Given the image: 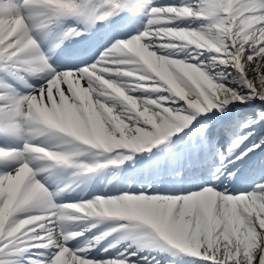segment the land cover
I'll return each mask as SVG.
<instances>
[{
  "label": "snow or ice",
  "instance_id": "6c2138e0",
  "mask_svg": "<svg viewBox=\"0 0 264 264\" xmlns=\"http://www.w3.org/2000/svg\"><path fill=\"white\" fill-rule=\"evenodd\" d=\"M21 4L30 9L29 15L21 12ZM21 4L0 0V62L18 70L13 78L24 71L47 73V79L39 89L24 95L11 91L10 84L0 85L8 89L0 92V131L5 134L19 136L25 125H31L34 132L56 130L104 153L131 150V154L109 158L113 164L157 148L168 155L152 162L156 175L167 170L179 184L184 179L185 163L201 147H208L202 132V144L192 140L198 132V116L223 113L237 102L264 101V0H195L194 4L150 7L143 32L115 44L97 64L75 72H59L48 63L32 35L36 21L43 18L55 23L62 16L79 14L91 24L104 21L121 5L109 0L108 10L97 14L76 0H21ZM193 17L209 21L206 30L170 26L175 20ZM69 32L79 34L76 29ZM169 38L200 50L197 60L205 50L211 51L212 63L231 67L235 74H218L220 81H228L218 82L201 67L158 55L160 49L179 46ZM110 72L133 78L134 83L125 85L105 78ZM148 80L159 84L150 90L158 95L134 98L131 92ZM106 98L119 104H109ZM260 121H264V112L253 123ZM239 127L243 131L236 135L227 155H221L214 179L234 177L237 162L244 163L250 153L264 145V140H250L249 125L240 123ZM174 135H178L175 141ZM177 143H183V149L171 151ZM33 157L70 163L67 154L40 145L0 148V162L18 164L12 172L0 174V264H33L32 256L25 255L32 249L47 250L39 253L44 259L36 264H137L131 259L137 255L134 251L97 260L89 256L91 246H68L83 233L57 230L53 212L59 210L52 207L46 189L35 179L28 163ZM75 166L85 172L94 170L87 165ZM67 208L85 217L134 221L136 227L145 229L144 243L196 258L194 264H264V182L242 194L217 190L214 184L178 193L147 183L138 191L97 197ZM21 212L26 215L17 218ZM108 234L96 237V242ZM9 255L21 259L4 258ZM140 259L144 264H160L155 257Z\"/></svg>",
  "mask_w": 264,
  "mask_h": 264
},
{
  "label": "bare ground",
  "instance_id": "6f19581e",
  "mask_svg": "<svg viewBox=\"0 0 264 264\" xmlns=\"http://www.w3.org/2000/svg\"><path fill=\"white\" fill-rule=\"evenodd\" d=\"M168 3L163 6H181L183 4H194L195 0H167ZM201 23L194 24L192 21H185L182 19H179V24H182L183 27H180L181 29H191V30H197V31H203L206 30L207 24ZM169 42L177 43L179 46L173 47V48H166V49H160L157 51L158 55L165 56L166 58L170 59H177L182 60L186 63H191L194 66L201 67L202 70L206 72L210 76V78H213L214 81L218 82H224L227 83L228 81H220L219 76L232 73L235 74V70L231 67H225L223 65H218L215 63H212L210 60V57H212L214 54L211 51H204V54L199 57V60H197L196 53L200 50H197L194 48V46L187 45L186 43L181 44L180 42L172 41V38H169ZM211 64V67H208V65ZM121 71L125 69H120ZM111 80L119 81L125 85L134 83L133 78H127V77H117L113 74V77ZM142 86L139 89H136L131 92V95L134 98L137 99H143V98H153L158 95V93L151 92V88L153 87H159V84L155 81L148 80L141 82ZM107 102L109 104H119V102H114L111 100V98H106ZM120 107H123V105H120ZM260 112H264V101H260L257 99L249 100L245 104L236 103L235 105H228V109L223 112H215L217 114L214 115L213 118H210L208 121L202 122L200 125L196 126L198 132L195 136H199V139L196 141L197 144H202L201 139V132L203 139L207 141L208 147L205 149L204 147H201L200 150L193 154L191 157L198 156L201 157L202 154L200 152H203L205 150H209V152L213 155V157L208 161L206 158L203 157V164H214L213 169H217L220 167L221 164V155H227L228 148L231 143H227V145H224V142L222 139L225 137H229V133H231V130L228 129L227 123L225 120L218 119L220 116H223L225 118H230V120H233L232 122L237 123H243L247 124L251 128V137L250 140L253 142L259 143L261 140H264V121H260L259 123H253L258 119V114ZM212 114V113H208ZM201 116H198L197 119H199ZM255 124H259L258 126H255ZM225 129H228L227 131ZM243 130L239 127H237V134H240ZM235 135V138H236ZM192 137V138H193ZM180 145V151L183 149L184 144L179 143ZM217 149L216 150L213 147ZM177 146V145H176ZM243 147V145H242ZM82 151V150H79ZM190 157V162H191ZM199 160V159H198ZM238 163L237 169H234L235 176L234 177H221L220 179H215V184L225 185L224 189H227L228 192H231L235 188V183H238L239 185L244 184L247 180H251V178H254L255 176L262 177L264 176V145H262L260 148H257L255 151V154L250 153L249 158L245 160L244 163ZM243 178H248L246 180H242ZM163 179V178H162ZM161 179V180H162ZM160 180V181H161ZM159 181V182H160ZM221 181H223L221 183ZM264 182V177L254 181L255 185L258 183ZM242 187H246L242 186ZM236 193H244V190H239ZM53 215L56 216L55 224L58 231H61L63 233H67L73 229L81 228L85 226V220L88 217L83 216L80 213L75 212L73 209H68L67 212H60V213H53ZM63 217V218H61ZM20 218V217H17ZM77 221L82 220L77 227H73L71 224V220ZM120 227V226H119ZM145 229L134 227L131 228L129 231L124 233V238L129 239L130 243L129 245L120 246L119 242L117 241L115 243V247H117L116 256L118 253L123 252L125 255H127L129 252H136L137 255L134 258L137 262V264H144V261L140 259V257H149L151 260L152 257H155L159 261H163L164 264H188L190 263V260L187 258H184L181 253H177L175 250H160L159 248L154 249L152 246L144 243V241L147 240V237L144 236ZM112 249V247H111ZM110 249V250H111ZM45 251V249H32L29 253H26L25 255H31L33 259V264H36V262L41 260V255L39 253H42ZM109 252L105 251L104 254H107ZM8 260H19L21 257L9 255L4 257Z\"/></svg>",
  "mask_w": 264,
  "mask_h": 264
}]
</instances>
